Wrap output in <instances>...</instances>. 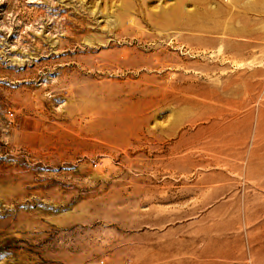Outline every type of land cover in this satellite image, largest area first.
Returning a JSON list of instances; mask_svg holds the SVG:
<instances>
[{
	"label": "rangeland",
	"instance_id": "obj_1",
	"mask_svg": "<svg viewBox=\"0 0 264 264\" xmlns=\"http://www.w3.org/2000/svg\"><path fill=\"white\" fill-rule=\"evenodd\" d=\"M0 264H264V0H0Z\"/></svg>",
	"mask_w": 264,
	"mask_h": 264
}]
</instances>
